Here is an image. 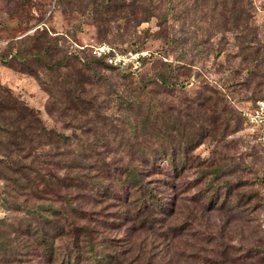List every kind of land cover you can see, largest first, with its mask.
<instances>
[{
  "label": "rangeland",
  "instance_id": "374dc122",
  "mask_svg": "<svg viewBox=\"0 0 264 264\" xmlns=\"http://www.w3.org/2000/svg\"><path fill=\"white\" fill-rule=\"evenodd\" d=\"M91 1L0 0V55L29 48L13 42L43 28L54 59L79 77L24 55L50 96L0 62L11 99L57 134L46 143L28 131L15 149L0 131V171L17 178L0 179V264H264V150L239 111L264 98V0H116L98 23ZM147 5L146 21L122 19ZM96 46L109 51L93 55ZM21 164L25 177L12 176ZM126 170L163 209L146 195L138 209L133 193L97 194L103 183L121 190Z\"/></svg>",
  "mask_w": 264,
  "mask_h": 264
},
{
  "label": "trees",
  "instance_id": "16d2710c",
  "mask_svg": "<svg viewBox=\"0 0 264 264\" xmlns=\"http://www.w3.org/2000/svg\"><path fill=\"white\" fill-rule=\"evenodd\" d=\"M90 3L95 4V6L98 5L97 6L98 9L95 10L98 12H95L93 15V18L95 19V22L97 21V23L102 20H107L105 18L110 17L111 13H113L116 10L115 7L117 5L116 0H96V3L95 1H91ZM140 3L143 5L145 4L141 0ZM147 6L143 7V9H140V11L138 12L130 11L128 12V14H125V12H123L122 19L126 21L129 20L130 16L133 19L136 15V18H134V22L146 21L149 17L153 16L152 13H154L152 11H149V9H154L155 7L151 5H147ZM95 27L98 28L97 25ZM47 37H49V35L47 34V32H45L43 28L40 29L36 28L30 36L24 35L13 42V44L23 45L25 40H32L33 42L29 48H24V50L22 48L20 49L15 48L12 55L1 54L0 62L5 66L11 68L12 70L28 73L29 75L33 76L38 81L39 86H41L42 88L43 87L42 82L39 81L38 79V70H35V68L30 66V62L27 61L26 56L24 58V55L32 54V56H35V59L38 61H42V55H43L49 59L48 62H45L41 65V67H43L45 70L53 73L56 72L57 75L56 77L61 78V80L72 81V79L76 77L75 81L79 82L78 80L79 77L75 75L67 74L66 69L69 67L68 64L66 63L67 61L62 62V60L54 59L56 51L49 43ZM29 49L32 50V53H27L30 51ZM18 56L21 59L17 60ZM67 58L68 56L65 57V59ZM74 59L76 60V58ZM101 67L103 69H109L106 65H102ZM59 70H63L64 72L62 73ZM42 89L46 91L50 96L53 95L50 90L44 87ZM0 93L2 94L0 95V131L6 136L5 137L6 140H4L3 142L6 147H8L7 145H11L14 146L15 149H18L20 146L23 145L22 141H24L26 138H28V142H29L30 137L28 131H31L33 135H36V133H39L40 135H44L45 137H47L46 143H49L50 138L52 136L57 137V134L52 133L51 131L45 129L44 127L38 126L37 124H39L40 120L33 111V109L28 107L27 105L17 104L15 100L11 99L12 96L10 95L9 89L7 87L2 86L1 84H0ZM6 99H9L10 102L5 101ZM3 113H7L5 117H3ZM22 157L23 156H20V158ZM171 164L175 165V163H173L172 161ZM22 167L23 166L21 164L20 168L19 165L16 166V168H12L10 171L11 175L17 176V174H19L22 175L21 177H25V174L21 170ZM125 175L127 177L123 179L120 178L115 179L117 185H119L121 190H119V188L114 189L112 188V186L110 187V184L103 183L101 184L100 188L97 190V194H101L102 197H112L113 195H115L114 197L120 200V198L124 197L125 194L128 195V197H130V195L133 193L135 194V199L137 201H140L138 209L139 208L142 209L146 207L147 204H155V205L157 204L159 208L163 209L162 202L158 198V196L154 195L150 189L141 186V178L138 172H134L132 170H126ZM8 177L7 174H5V172L0 171V179L2 181H9V180L15 181V179H17V178H12L10 176ZM144 195H146V197L148 198L147 204L143 200ZM46 209H44V211H47L48 213H50V215H54L59 211L58 209L54 208L49 204L46 205ZM70 209L73 210L72 213L77 217V219L84 220L86 218L81 210L75 207H70ZM38 213L42 218L41 215L44 214H41L40 212ZM43 219L46 221L48 220V218H43ZM51 224H56V221H53V223ZM77 228L79 227L76 226V229ZM82 228H83V232L87 230V228H85L84 226H82ZM36 237L38 240V244L42 245V253L45 255V257H49L50 253L53 250V245H51V243H47L44 235H38ZM62 262L63 264H69L70 260L66 258V260H62ZM73 263L74 261L72 262V264Z\"/></svg>",
  "mask_w": 264,
  "mask_h": 264
},
{
  "label": "built area",
  "instance_id": "2783aa9c",
  "mask_svg": "<svg viewBox=\"0 0 264 264\" xmlns=\"http://www.w3.org/2000/svg\"><path fill=\"white\" fill-rule=\"evenodd\" d=\"M109 49L104 46L92 47L91 53L96 56L105 55ZM129 53V52H128ZM118 55L105 56V60L111 64H117ZM240 116L255 132L256 141L264 150V98L255 100L248 107L240 108Z\"/></svg>",
  "mask_w": 264,
  "mask_h": 264
}]
</instances>
